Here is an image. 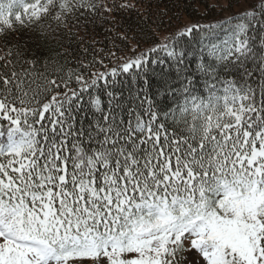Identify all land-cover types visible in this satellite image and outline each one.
I'll return each mask as SVG.
<instances>
[{
    "label": "snow or ice",
    "instance_id": "obj_1",
    "mask_svg": "<svg viewBox=\"0 0 264 264\" xmlns=\"http://www.w3.org/2000/svg\"><path fill=\"white\" fill-rule=\"evenodd\" d=\"M71 3L64 0L60 10L70 12ZM18 5L30 13L29 22L39 21L57 0L31 7L0 0V26L14 29L12 19L26 26L22 15H13ZM245 15L255 19L256 13ZM249 31L244 23L235 25L228 49L235 60L216 56V47L212 58L242 65L252 52ZM144 63L140 58L123 71ZM259 64L264 72V59ZM19 75L0 73V121L8 122L7 131L0 130V264H179L182 253H195L196 264H264V107L252 103L250 86L224 81L221 98V88L210 83L207 102L185 100L179 116L194 115L184 139L157 125L151 107L147 122L137 116L134 124L117 123L106 115L99 149L74 145L70 157L65 101L53 96L29 111L23 105L34 98L32 82ZM95 104L101 111L100 101ZM49 113L47 119L59 123L44 124ZM38 135L47 148L38 147Z\"/></svg>",
    "mask_w": 264,
    "mask_h": 264
},
{
    "label": "trees",
    "instance_id": "obj_2",
    "mask_svg": "<svg viewBox=\"0 0 264 264\" xmlns=\"http://www.w3.org/2000/svg\"><path fill=\"white\" fill-rule=\"evenodd\" d=\"M39 2L23 0L28 7ZM63 2L57 0L49 15L31 22L23 6L14 8L13 15H22L26 26L14 19V29L0 26V73L5 78L17 73L18 79L26 77V82H32L30 95L35 93L34 98L23 105L29 111L48 104L53 96L60 98L57 103L65 101L61 105L65 125H72V134L64 137L68 139L66 155L76 154L74 145L86 152L99 149L97 142L105 136L100 128L108 126L104 116L117 123L134 124L137 116L147 122L148 107L158 117L157 125L184 139L194 114L181 118L180 109L190 97L207 102L210 83L221 88L216 93L221 98L224 81H233L241 88L250 86L255 92L252 103L264 107V72L259 64L264 59V28L260 27L264 4L260 0H72L70 12L60 10ZM248 12H255V19L247 18ZM56 15L62 19L57 21ZM239 23L250 29L252 52L240 66L232 60L219 63L210 50L216 47V56L232 55L235 60L236 55L228 49L234 47L232 38ZM188 28L193 29L190 35H180ZM169 50L173 56L168 55ZM140 58L146 63L123 71ZM112 72L116 75H110ZM53 80L60 86L52 85ZM85 87L88 90L81 91ZM71 96L75 99L69 101ZM96 100L101 111L96 110ZM50 115L46 114L44 124L59 123L55 118L47 119ZM29 122L35 123V119L29 118ZM7 128L8 122L0 121V130ZM36 130L43 133L44 125L37 123ZM36 139L41 141L38 147L47 148L43 135ZM184 255H178L179 264H183Z\"/></svg>",
    "mask_w": 264,
    "mask_h": 264
},
{
    "label": "rangeland",
    "instance_id": "obj_3",
    "mask_svg": "<svg viewBox=\"0 0 264 264\" xmlns=\"http://www.w3.org/2000/svg\"><path fill=\"white\" fill-rule=\"evenodd\" d=\"M241 6H247V3H242ZM240 7L235 8L234 10H238ZM162 39L165 38V35H161ZM132 57V55L129 56V58ZM184 257H188L187 259L183 260V264H196V260L197 258L195 257V253L189 254V253H185Z\"/></svg>",
    "mask_w": 264,
    "mask_h": 264
}]
</instances>
